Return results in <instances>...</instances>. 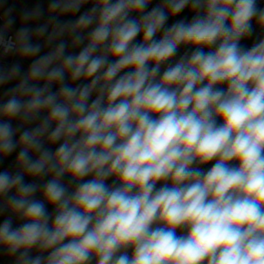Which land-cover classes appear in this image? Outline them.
Here are the masks:
<instances>
[{
	"label": "clouds",
	"instance_id": "9594fccd",
	"mask_svg": "<svg viewBox=\"0 0 264 264\" xmlns=\"http://www.w3.org/2000/svg\"><path fill=\"white\" fill-rule=\"evenodd\" d=\"M150 3L50 0L49 19L14 37L7 10L0 55L32 61L0 68V86L19 81L0 101V159L19 148L18 171H0V249L15 264H264V38L240 43L253 23L264 32V8ZM186 8L190 22L165 27ZM181 46L195 50L171 63Z\"/></svg>",
	"mask_w": 264,
	"mask_h": 264
},
{
	"label": "trees",
	"instance_id": "16d2710c",
	"mask_svg": "<svg viewBox=\"0 0 264 264\" xmlns=\"http://www.w3.org/2000/svg\"><path fill=\"white\" fill-rule=\"evenodd\" d=\"M49 3H50V0H38V3H37L36 6H39V7L44 11L45 15H44L40 20H38V21H34V22H30V23H28V24H24V23L22 22V20H21V16H22V14H16V13H15V10H14V7H11V10H12V13H13V18H12V19H13V21H14V24H16L17 26H19L20 28H21V27H25V26H26V27H29V28H35V27H37V26H39V25L44 24V23L49 19L48 14H47V10H48V5H49ZM159 3H160V0H151V3L148 5L146 11H150L151 8L155 7V6H156L157 4H159ZM90 5H91V2H90V3H87V4H85V5H83V6L81 7L79 13H76V14H74V15H65V16H61V17H59V19H60L61 21L75 20L76 18H78V16H79L81 13L87 11V10L90 8ZM36 6H34L32 9H34ZM32 9H31V10H32ZM133 15H135V14H133ZM193 15H194V13H191V12L186 8L183 12H181V13L178 14L177 16H175V17H170L169 20L167 21L165 27H170L173 23H175L176 21L181 20V19L185 20L186 22H190V21L192 20V18H193ZM254 24H255V23H254ZM161 35H162V31H161V33H158V34H157V37H156V38L159 39ZM65 39H67V38H65ZM140 39H141V37H137V41H139ZM45 40H46V36H45V37H42V38H39V39L34 38L33 41H32L33 43H39V44H41L42 47H41V52L39 53V55H45L48 51L51 50V49L48 48V47H44ZM69 43H70V41H69ZM194 50H195V49H193V48H191V47L181 46V47L178 49V54L181 55V56H183L186 52L190 53L191 51H194ZM207 50H208V49H205V51H207ZM68 51H69V52H78L79 49H72L71 47H69ZM31 62H32V61L29 60V59H21V58H17L13 64H17V63H19V64L21 65V71H22V73H24V72H27V71H26V68H27L28 66H30ZM13 64H12V65H13ZM164 67H165V66H162L161 71L164 70ZM0 68L7 69V68H9V66H7V65H2V66H0ZM18 82H19V81H18V79H17V80L10 81L9 83H7V84H5V85H3V86H0V88L3 90V93H2V95L0 96V101H3V100H6V99H7V97L4 95V93H6L7 90H8L9 88L15 87V85H16ZM73 86H75V85H73ZM55 90H56V87L54 86V87H53V91H55ZM94 98H95V97L93 96V99H94ZM11 123H12V125L15 126V127L20 126V122H19L18 120H12ZM38 123H39V121H36V122H34L33 124H31V125H24V126L21 128V130L36 127ZM14 139L17 140V139H18V136L16 135V137H14ZM45 146H46V147H49V146H51V145L46 144ZM18 152H19V148H17V149H16V150H15L10 156H8L7 158H5V159H0V171L7 170V171H9L10 173H13V174H15L16 171H18V168H17V166L15 165V159H16V156L18 155ZM33 158H35V157H33ZM211 166H212V162H209V163L206 164V165H200V167H201L203 170H205V171H206L207 169H209ZM68 179H69V177H67V178H65V179H63V180H64L65 183H67ZM85 179H91V177H87V178H85ZM113 179H114V178H109V179L106 181V183H107V184H112V183H113ZM25 182H26V183H32V182H35V183H39V184L44 183L43 180H40V179H33L32 177H29V176H25ZM10 194H11V193H10ZM35 198H36V199H41V198H42L41 193H40L39 191L36 193ZM8 215H9V213H8L7 211H5L3 214H0V216H1L0 223H3V221H4L5 219L8 218ZM12 219H13V226H14V227H19V226L21 225V223H23V221L19 220L18 217L13 216ZM178 234H180V233L178 232ZM34 251L36 252V250H34ZM36 253H37V252H36ZM129 254H131V253L129 252ZM45 255H47V253H45ZM0 264H15V257H11V256H9V255L6 253V251L0 249Z\"/></svg>",
	"mask_w": 264,
	"mask_h": 264
},
{
	"label": "built area",
	"instance_id": "2783aa9c",
	"mask_svg": "<svg viewBox=\"0 0 264 264\" xmlns=\"http://www.w3.org/2000/svg\"><path fill=\"white\" fill-rule=\"evenodd\" d=\"M257 4L259 8H264V0H257ZM8 5V7H7ZM37 4H35L34 2H32L31 0H16L13 3V0H1L0 2V27H3L5 25V21L9 18V16H6L2 10L3 8L7 7L8 9H11V7H14L15 13L16 14H23V12L25 11H30L34 6H36ZM90 7H92V4L90 5ZM11 18H13V13L11 12ZM19 26H17L16 24L13 23L12 27L10 29H7V35L10 37H14L16 31L19 30ZM253 35L251 37H248L246 39H242L241 40V45L244 47H251L255 42H257L259 39L264 38V32H261L259 28L256 27V25L253 23ZM181 57V55L176 54V56L173 58V60L171 61V63H175L177 60H179V58ZM19 58L17 55L15 54H9V55H0V66L2 65H12L15 60ZM29 66L26 68V71L28 70ZM3 90L0 88V96L2 95ZM15 127V126H13ZM23 131V130H22ZM18 139H19V133H17ZM17 139V140H18ZM59 146V143H57L56 145H51L49 147L52 148V150L54 151L56 147ZM161 184H157V187H160Z\"/></svg>",
	"mask_w": 264,
	"mask_h": 264
},
{
	"label": "rangeland",
	"instance_id": "374dc122",
	"mask_svg": "<svg viewBox=\"0 0 264 264\" xmlns=\"http://www.w3.org/2000/svg\"><path fill=\"white\" fill-rule=\"evenodd\" d=\"M15 1H16V0H13V3H14ZM28 1H30V0H28ZM31 1L34 2L35 4L38 3V0H31ZM0 2H1V0H0ZM7 7H8V5H7ZM7 7L3 8L2 12H3L6 16H9V14H8V12H7ZM50 178H51V177H45V178H43V182H46V181H47L48 179H50ZM65 178H67V176L64 177L63 179H65ZM46 207L48 208V211H49L50 214H53V213H54V209H53L51 206H49V205L46 204ZM0 219H1V216H0ZM30 254L33 255V256H35V255H37V254H39V253H36V252L33 250Z\"/></svg>",
	"mask_w": 264,
	"mask_h": 264
},
{
	"label": "water",
	"instance_id": "95a60500",
	"mask_svg": "<svg viewBox=\"0 0 264 264\" xmlns=\"http://www.w3.org/2000/svg\"><path fill=\"white\" fill-rule=\"evenodd\" d=\"M12 65H9V68L11 67Z\"/></svg>",
	"mask_w": 264,
	"mask_h": 264
}]
</instances>
